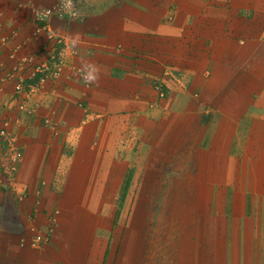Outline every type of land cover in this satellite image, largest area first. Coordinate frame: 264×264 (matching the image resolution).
Listing matches in <instances>:
<instances>
[{"label": "crops", "instance_id": "1", "mask_svg": "<svg viewBox=\"0 0 264 264\" xmlns=\"http://www.w3.org/2000/svg\"><path fill=\"white\" fill-rule=\"evenodd\" d=\"M76 1L81 21L48 23L65 68L21 115L1 80L45 46L30 10L55 0H0V127L21 117L22 151L0 264H160L163 236L172 264H264V0Z\"/></svg>", "mask_w": 264, "mask_h": 264}, {"label": "built area", "instance_id": "2", "mask_svg": "<svg viewBox=\"0 0 264 264\" xmlns=\"http://www.w3.org/2000/svg\"><path fill=\"white\" fill-rule=\"evenodd\" d=\"M70 11L77 12L73 0H55L53 6L33 7L30 10L31 19L38 25L37 31L39 32L40 29L45 31L47 42L42 50L36 55L22 58L18 62L16 61L12 69L1 80L4 81V79H8L14 83V98L17 100L16 108L21 115L29 110L27 103L31 94L44 89V84L46 83L48 76L52 79L60 77L61 72L65 68L66 64L61 52V48L65 44V41L51 31L48 23L51 18L54 17L74 20L73 17L69 15ZM75 20L81 21V18L78 16ZM118 49L119 48H117V50ZM40 57L46 59L41 60ZM77 69L78 68H75L74 71ZM77 72L83 76V71L78 69ZM36 74L40 75L38 83L36 82L35 85H29L27 89H25L24 83L27 80H33ZM44 124L46 127L52 129L55 128L49 120H45ZM20 125L21 117L5 118L0 127V174L10 183L11 186L22 160L19 134L13 133L11 129L13 127L20 128ZM55 223L56 218L52 217L45 234L36 231L33 232L28 246L31 249H37L43 242L48 241Z\"/></svg>", "mask_w": 264, "mask_h": 264}, {"label": "clouds", "instance_id": "3", "mask_svg": "<svg viewBox=\"0 0 264 264\" xmlns=\"http://www.w3.org/2000/svg\"><path fill=\"white\" fill-rule=\"evenodd\" d=\"M69 15H71L73 17V19L75 20L79 16V13L75 12V11H70ZM72 37H73V39H72L70 47L75 49V48L80 46L81 35H80V33L77 32V33H74L72 35ZM81 59H84V57H81ZM96 68H99V66L96 65L95 63H92V71H90L88 73H83L82 78L85 80L86 83L93 84V83H97L99 81L100 72L98 73L96 71Z\"/></svg>", "mask_w": 264, "mask_h": 264}, {"label": "rangeland", "instance_id": "4", "mask_svg": "<svg viewBox=\"0 0 264 264\" xmlns=\"http://www.w3.org/2000/svg\"><path fill=\"white\" fill-rule=\"evenodd\" d=\"M77 2H79V1H76V0H73V3H74V6H75V8H76V10H77V12L79 13V18H81V20L83 19V17L81 16V14H80V8L78 7L79 6V4H77ZM115 2H117V1H115ZM68 19V18H67ZM117 48H119L118 50H120V46H117L115 49L117 50ZM117 50V51H118ZM18 58H16L15 60L18 62V61H20L22 58H20V60H17ZM166 75V74H165ZM169 77H171L170 75H168ZM50 76H48V78H49ZM39 78H40V75H38V74H36L35 75V77H34V79H36L37 80V83H38V81H39ZM42 78V77H41ZM33 79V80H34ZM28 81V80H27ZM32 81V80H31ZM41 91V90H40ZM36 92H39V91H36ZM162 92V91H161ZM165 97V94H164V92H162L161 93V98H164ZM165 221V220H164ZM171 226H172V222H171ZM163 236V235H162ZM164 240L165 239H167L168 238V236L167 237H165V236H163L162 237ZM164 240H162V246H163V249H170L171 250V254L170 255H168V252L167 253H165V255H161V260H162V263H160V264H172L173 262H175L176 260H173L172 259V251H173V248L175 247L174 246V244H173V242L171 243V242H164ZM168 240V239H167ZM170 244V245H169ZM168 255V256H167ZM176 259V258H175Z\"/></svg>", "mask_w": 264, "mask_h": 264}]
</instances>
